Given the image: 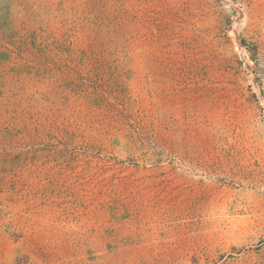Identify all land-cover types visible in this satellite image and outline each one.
<instances>
[{
  "label": "rangeland",
  "instance_id": "obj_1",
  "mask_svg": "<svg viewBox=\"0 0 264 264\" xmlns=\"http://www.w3.org/2000/svg\"><path fill=\"white\" fill-rule=\"evenodd\" d=\"M0 264H264V0H0Z\"/></svg>",
  "mask_w": 264,
  "mask_h": 264
}]
</instances>
